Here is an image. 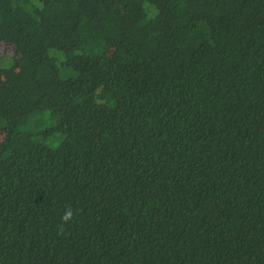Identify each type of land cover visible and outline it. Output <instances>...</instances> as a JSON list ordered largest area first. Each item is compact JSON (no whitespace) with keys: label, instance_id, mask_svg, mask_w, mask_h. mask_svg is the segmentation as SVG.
<instances>
[{"label":"trees","instance_id":"obj_1","mask_svg":"<svg viewBox=\"0 0 264 264\" xmlns=\"http://www.w3.org/2000/svg\"><path fill=\"white\" fill-rule=\"evenodd\" d=\"M0 264H264V0H0Z\"/></svg>","mask_w":264,"mask_h":264},{"label":"clouds","instance_id":"obj_2","mask_svg":"<svg viewBox=\"0 0 264 264\" xmlns=\"http://www.w3.org/2000/svg\"><path fill=\"white\" fill-rule=\"evenodd\" d=\"M74 218V212L73 210H71L70 208L66 209L61 220H62V224H68L69 222H71ZM63 229L61 228V231Z\"/></svg>","mask_w":264,"mask_h":264}]
</instances>
